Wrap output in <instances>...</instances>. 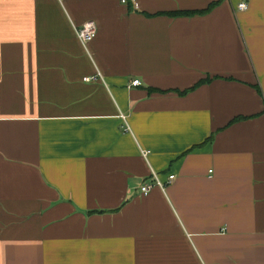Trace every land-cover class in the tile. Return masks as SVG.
<instances>
[{
    "label": "crops",
    "instance_id": "crops-1",
    "mask_svg": "<svg viewBox=\"0 0 264 264\" xmlns=\"http://www.w3.org/2000/svg\"><path fill=\"white\" fill-rule=\"evenodd\" d=\"M0 260L264 264V0H0Z\"/></svg>",
    "mask_w": 264,
    "mask_h": 264
},
{
    "label": "built area",
    "instance_id": "built-area-1",
    "mask_svg": "<svg viewBox=\"0 0 264 264\" xmlns=\"http://www.w3.org/2000/svg\"><path fill=\"white\" fill-rule=\"evenodd\" d=\"M122 2L126 3V0H122ZM238 9L240 11H244V10H247L248 9V4L246 2H242ZM96 31H97V28H96V25L95 23L91 22V23H88V24H85L83 25L82 27L78 28L77 30V34L81 40V42L83 43V45L85 47L88 46V44L91 43V41L95 38L96 36ZM87 80H90V79H87ZM142 84V82L138 79V80H135L134 82H132V86L133 87H138ZM175 179V175H170L169 177V183H171L173 180ZM156 187H160L162 188L163 190H166L167 188V185L162 183L161 180L159 179V176L158 175H154L153 176V181L151 182H147L145 185H143L141 187V193L145 196L149 195Z\"/></svg>",
    "mask_w": 264,
    "mask_h": 264
},
{
    "label": "trees",
    "instance_id": "trees-1",
    "mask_svg": "<svg viewBox=\"0 0 264 264\" xmlns=\"http://www.w3.org/2000/svg\"><path fill=\"white\" fill-rule=\"evenodd\" d=\"M214 8V5H211V7L207 10H204V11H196V12H191V11H181V12H173V13H167L169 16H172V17H181V16H184V17H194L196 16L197 14H206L208 12L211 11V9ZM210 81V80H209ZM208 81V82H209ZM186 92H183V93H180V94H185ZM242 119H235L234 122H239L241 121Z\"/></svg>",
    "mask_w": 264,
    "mask_h": 264
},
{
    "label": "rangeland",
    "instance_id": "rangeland-1",
    "mask_svg": "<svg viewBox=\"0 0 264 264\" xmlns=\"http://www.w3.org/2000/svg\"><path fill=\"white\" fill-rule=\"evenodd\" d=\"M0 264H4V262L2 260H0Z\"/></svg>",
    "mask_w": 264,
    "mask_h": 264
}]
</instances>
